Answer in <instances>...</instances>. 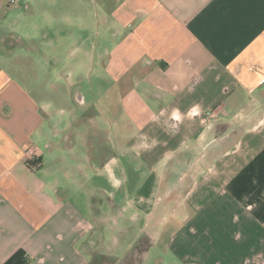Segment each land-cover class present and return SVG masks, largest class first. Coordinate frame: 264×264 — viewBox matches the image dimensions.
I'll return each instance as SVG.
<instances>
[{"label":"crops","instance_id":"0c3cea01","mask_svg":"<svg viewBox=\"0 0 264 264\" xmlns=\"http://www.w3.org/2000/svg\"><path fill=\"white\" fill-rule=\"evenodd\" d=\"M0 264H264V0H0Z\"/></svg>","mask_w":264,"mask_h":264},{"label":"trees","instance_id":"16d2710c","mask_svg":"<svg viewBox=\"0 0 264 264\" xmlns=\"http://www.w3.org/2000/svg\"><path fill=\"white\" fill-rule=\"evenodd\" d=\"M148 240L147 239H142L140 242H139V244L136 246V248L135 249H133V252L131 253V255L133 254V253H135V256H134V259L135 260H140V259H138L139 257V254L141 253V252H143L144 250H145V248L147 247V245H148ZM135 260L133 261V262H135Z\"/></svg>","mask_w":264,"mask_h":264},{"label":"rangeland","instance_id":"374dc122","mask_svg":"<svg viewBox=\"0 0 264 264\" xmlns=\"http://www.w3.org/2000/svg\"><path fill=\"white\" fill-rule=\"evenodd\" d=\"M134 256H135V253H133L132 255L131 254H129L128 256H127V258H128V263H129V261H130V263L131 262H133L135 259H134ZM130 259V260H129Z\"/></svg>","mask_w":264,"mask_h":264},{"label":"built area","instance_id":"2783aa9c","mask_svg":"<svg viewBox=\"0 0 264 264\" xmlns=\"http://www.w3.org/2000/svg\"><path fill=\"white\" fill-rule=\"evenodd\" d=\"M30 153H31V151H30Z\"/></svg>","mask_w":264,"mask_h":264}]
</instances>
